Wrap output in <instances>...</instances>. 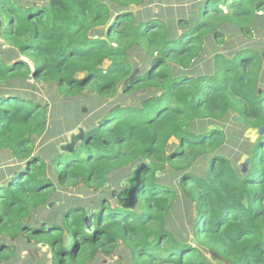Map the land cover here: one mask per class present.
Here are the masks:
<instances>
[{
    "label": "trees",
    "instance_id": "obj_1",
    "mask_svg": "<svg viewBox=\"0 0 264 264\" xmlns=\"http://www.w3.org/2000/svg\"><path fill=\"white\" fill-rule=\"evenodd\" d=\"M153 1L0 0V152L22 164L0 169V236L47 245L51 264H86L119 247L126 264H264V131L241 148L248 165L240 174L219 153L225 131L209 128L232 115L264 127V57L242 44L229 57L214 53L202 74L189 70L229 28L251 37L264 0H200L178 20L132 11ZM29 79L66 99L116 101L79 116L85 131L72 153L35 154L49 114L8 90ZM139 163L136 207L111 205L101 189ZM57 187L101 192L84 206ZM175 201L181 231L168 226ZM50 203L45 227L30 221ZM8 249L0 241V261Z\"/></svg>",
    "mask_w": 264,
    "mask_h": 264
},
{
    "label": "rangeland",
    "instance_id": "obj_2",
    "mask_svg": "<svg viewBox=\"0 0 264 264\" xmlns=\"http://www.w3.org/2000/svg\"><path fill=\"white\" fill-rule=\"evenodd\" d=\"M197 1L200 0H157L148 4L147 8L134 6L132 7V11L136 14L140 13L142 17L145 13L151 12L155 14L158 11L163 21L169 19L178 20L183 16V11L187 10L192 2ZM159 7H163L164 9ZM256 16L257 18L254 23L251 37H242L235 29L229 28L224 37V44H218V42H215L212 39L207 41L204 44L202 56H200V59L197 60L189 70H193L195 76L196 74H202L205 66H207V63L214 53H221L225 57H229V55L234 53L235 49L242 44L260 50L264 57V11L257 12ZM1 44L2 41L0 40V45ZM5 47L6 45L3 44L2 48ZM132 59L134 61L137 60L135 56H132ZM107 66L108 63H105L103 69ZM134 73L137 74L138 70L135 69ZM8 88L9 91L21 93L28 100L39 103L45 108L47 114H49V126L46 134L35 140V154L49 155L54 152V149L59 153H70V151H73L80 143L79 139L85 131L82 123H78L79 116L81 115L88 118L91 116L93 117L102 109H108L109 107L113 108V104L116 101V99L111 98L103 101L92 94L66 99L58 93L54 86L41 84L38 81H33L31 79L24 83L19 80L14 81L11 83V87ZM121 91L122 86L119 89V92ZM142 95V93H139L136 96L122 98L121 102L134 101ZM234 117L236 116L232 115L229 122H226L224 127L211 125L209 128L225 131L227 142L219 153L223 156H227L232 161L237 171L242 174V165H244V160H246L247 157L242 155L241 148H246L249 141L251 143L255 142L254 134L256 129L254 130L245 127L241 122L234 120ZM97 123H99V121ZM71 146L73 147L72 149L70 148ZM20 166H22V164L16 163L6 152H0V169L10 168V170H14ZM128 173V171H124L123 176L128 175ZM130 176L131 174L129 173V175L123 178L121 182H117L114 185L108 184L104 189H101L105 191L104 195L111 205L117 203V206L119 205L126 210H133L136 207V196L134 198L133 195H131L130 201L128 202L126 199L122 198L120 194V192L128 187L130 189V185L127 184L124 187L121 186L122 182L129 179ZM166 176H168V174ZM101 190H88L85 192L73 188L61 189L57 187L56 191H58L67 201L70 199H78L85 206L88 203L93 202ZM180 200V203H182V199ZM177 205L178 202L175 201L174 210L176 211L174 215L172 214L171 219H169L168 226H171L174 230L181 231L183 230V222L180 219L182 207L181 204H179L178 207ZM48 207L49 210L42 209L40 215L30 221L36 220L42 227H45L47 224L44 220L53 213V203H50ZM93 215L92 212L88 213L87 218L89 219L90 224ZM0 241L5 243L8 247L14 248L13 250L8 249L6 251L7 257L0 261V264H51L50 251L45 244L35 243L33 240L27 241L25 238L20 237L11 242V239L8 236H0ZM189 242L193 243V241L190 240ZM125 257V248L119 247L110 257H105L104 255L99 254L94 261L87 262L86 264H126Z\"/></svg>",
    "mask_w": 264,
    "mask_h": 264
},
{
    "label": "water",
    "instance_id": "obj_3",
    "mask_svg": "<svg viewBox=\"0 0 264 264\" xmlns=\"http://www.w3.org/2000/svg\"><path fill=\"white\" fill-rule=\"evenodd\" d=\"M135 76V73L132 74V76L124 82L123 87L127 86L130 79L133 78ZM234 120L241 122L244 125V121L242 119H240L239 117H234ZM264 131V127H259L256 129V132L254 134L255 139L260 136ZM83 136V135H82ZM80 142L82 140V137H80ZM71 149L73 148L72 146L70 147ZM73 151L71 150L70 153H72ZM244 165H242V173H244L247 169V165L248 162L247 160H244ZM146 168V164L145 163H139L137 165H135L132 170H131V176L129 179H127L126 181L122 182L121 186L124 187L126 184L130 185V189L129 187L125 190H123L122 192H120L121 197L126 199L128 202L130 201L131 195H133V197L135 198V196L137 197V193L140 187V183H141V173L142 171ZM91 227V224L89 223V219L86 218V228L89 230Z\"/></svg>",
    "mask_w": 264,
    "mask_h": 264
}]
</instances>
